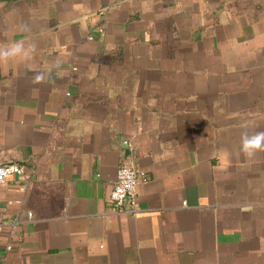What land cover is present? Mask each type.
<instances>
[{"label":"crops","instance_id":"crops-1","mask_svg":"<svg viewBox=\"0 0 264 264\" xmlns=\"http://www.w3.org/2000/svg\"><path fill=\"white\" fill-rule=\"evenodd\" d=\"M10 163L0 264H264V0H0Z\"/></svg>","mask_w":264,"mask_h":264},{"label":"built area","instance_id":"built-area-1","mask_svg":"<svg viewBox=\"0 0 264 264\" xmlns=\"http://www.w3.org/2000/svg\"><path fill=\"white\" fill-rule=\"evenodd\" d=\"M12 176L23 177V167L15 163L0 166V185ZM140 178L143 180L144 176ZM137 181L138 177L130 166L123 165L118 168L115 184L109 195V201L115 210H121L126 201L134 199Z\"/></svg>","mask_w":264,"mask_h":264},{"label":"clouds","instance_id":"clouds-1","mask_svg":"<svg viewBox=\"0 0 264 264\" xmlns=\"http://www.w3.org/2000/svg\"><path fill=\"white\" fill-rule=\"evenodd\" d=\"M19 49H18V46H17V48L16 49H13V51H18ZM4 55H8V53H5Z\"/></svg>","mask_w":264,"mask_h":264}]
</instances>
